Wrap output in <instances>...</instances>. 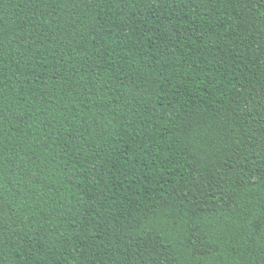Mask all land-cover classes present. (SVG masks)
<instances>
[{"label":"trees","instance_id":"trees-1","mask_svg":"<svg viewBox=\"0 0 264 264\" xmlns=\"http://www.w3.org/2000/svg\"><path fill=\"white\" fill-rule=\"evenodd\" d=\"M0 264H264V0H0Z\"/></svg>","mask_w":264,"mask_h":264}]
</instances>
